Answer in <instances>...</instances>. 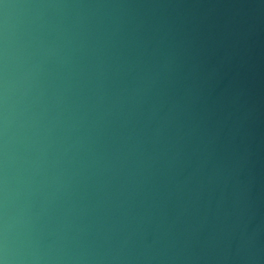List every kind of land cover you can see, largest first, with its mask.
Listing matches in <instances>:
<instances>
[{
  "label": "water",
  "instance_id": "1",
  "mask_svg": "<svg viewBox=\"0 0 264 264\" xmlns=\"http://www.w3.org/2000/svg\"><path fill=\"white\" fill-rule=\"evenodd\" d=\"M0 264H264V0H0Z\"/></svg>",
  "mask_w": 264,
  "mask_h": 264
}]
</instances>
